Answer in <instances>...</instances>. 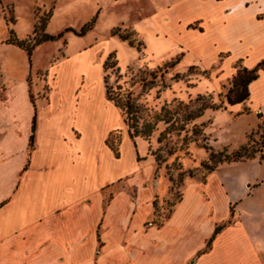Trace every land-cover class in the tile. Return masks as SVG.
<instances>
[{"label": "crops", "instance_id": "obj_1", "mask_svg": "<svg viewBox=\"0 0 264 264\" xmlns=\"http://www.w3.org/2000/svg\"><path fill=\"white\" fill-rule=\"evenodd\" d=\"M149 9L157 38L207 61L217 87L264 61V0H149ZM61 63L48 71L46 98L33 101L21 82L0 99V264H264V190L239 202L233 224L217 226L239 195L240 179L219 175L233 166L212 173L147 231L138 229L148 211L143 192L128 231L125 183L141 177L146 146L130 138L105 86L92 98ZM248 92L234 106L261 110L263 69ZM115 133L116 152L106 144Z\"/></svg>", "mask_w": 264, "mask_h": 264}, {"label": "rangeland", "instance_id": "obj_2", "mask_svg": "<svg viewBox=\"0 0 264 264\" xmlns=\"http://www.w3.org/2000/svg\"><path fill=\"white\" fill-rule=\"evenodd\" d=\"M150 15L149 0H0V99L21 82H27L33 101L46 98L48 71L61 62V69L73 70L76 84L89 86L92 98L105 86L107 98L120 106L128 132L148 133L136 137L146 146L143 173L135 183L134 175L125 183L132 203L128 231L143 192L149 193L142 204L148 211L138 229L147 231L163 226L186 194L212 173L233 166L219 174L240 179L234 187L239 195L228 206L230 215L217 225L226 227L236 221L240 201L264 190V106L253 103L261 110L250 113L229 105L228 99L243 94L235 77L243 80L249 73L239 67L217 87L218 76L205 67L207 61L191 55L186 46L157 38ZM92 21V28L81 35ZM36 34L53 39L35 45L31 57L8 43L14 35L32 46ZM204 106L213 108L192 119ZM111 142L117 148L118 133ZM243 145L252 158L220 164L208 173L211 152L231 154ZM108 190L105 202L113 195V187ZM123 247L129 259L133 249L127 242Z\"/></svg>", "mask_w": 264, "mask_h": 264}, {"label": "trees", "instance_id": "obj_3", "mask_svg": "<svg viewBox=\"0 0 264 264\" xmlns=\"http://www.w3.org/2000/svg\"><path fill=\"white\" fill-rule=\"evenodd\" d=\"M92 25H93V21L91 23H89L88 25L84 26L81 30V35H83L87 30L91 29L92 28ZM113 35H117V32H113ZM119 37L123 40V41H128L129 42V45L130 46H133V42L132 41H129L128 38L126 36H123V35H119ZM35 43L32 45V46H28V44H26L25 41H21V40H18L14 35L12 38H10L8 40V43L9 44H12V45H15L17 46L18 48L24 50L26 53H27V56L28 57H31V54H32V50H33V47L35 45H40L41 43L43 42H46V41H49V40H52L53 37L52 36H49L47 34H43V36L37 38V34L35 36ZM260 69H263L264 70V61H262L256 68L252 69V70H243L245 72H248L249 73V76L245 79H239L238 76L235 77V79L239 80V83H236L238 86H242L243 87V94L240 95L239 97H237L236 100H230L228 99V103L229 105H235V104H240V103H243L244 101H246L249 97V92H248V86L249 84L254 81L257 77H258V71ZM238 75V74H237ZM109 99V98H108ZM111 100V99H109ZM117 107H120L116 104ZM206 108H213L212 106H204L202 108V110L196 115L194 116L192 119H196L200 116H202V111L205 110ZM131 128V127H130ZM148 135V133L146 134H143V133H132L131 130L129 131V136L131 139H134L138 136H146ZM112 136L113 135H110V137L107 139L106 141V144L114 151L116 152V147L112 144ZM32 142H33V138L31 137L30 139V145H32ZM248 149V146L247 145H243L241 146L239 149H237L236 151L232 152L231 154H225V155H222V153H214V152H211L210 153V162L211 164L208 165L206 164L207 166V170H208V173H212L215 168L220 165V164H223V163H234V162H238V161H241V160H244V159H249V158H252V155H246V151ZM221 227H217L215 232H214V235H216L219 231H220Z\"/></svg>", "mask_w": 264, "mask_h": 264}]
</instances>
